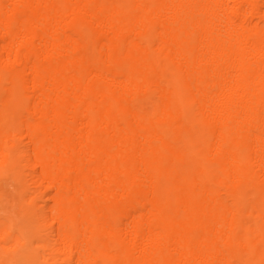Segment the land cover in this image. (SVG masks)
<instances>
[{
	"label": "bare ground",
	"instance_id": "1",
	"mask_svg": "<svg viewBox=\"0 0 264 264\" xmlns=\"http://www.w3.org/2000/svg\"><path fill=\"white\" fill-rule=\"evenodd\" d=\"M0 264H264V0H0Z\"/></svg>",
	"mask_w": 264,
	"mask_h": 264
}]
</instances>
